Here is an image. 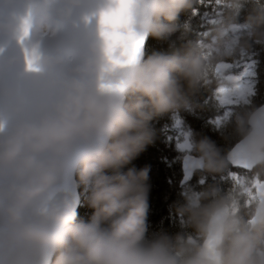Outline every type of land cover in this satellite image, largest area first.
<instances>
[{
	"label": "clouds",
	"instance_id": "clouds-1",
	"mask_svg": "<svg viewBox=\"0 0 264 264\" xmlns=\"http://www.w3.org/2000/svg\"><path fill=\"white\" fill-rule=\"evenodd\" d=\"M190 5L0 0V264H264V198L245 215L210 186L181 208L199 243L148 239V171L122 170L149 139L152 117L186 104L185 90L207 79L213 57L130 55ZM250 24L264 25V9ZM236 131L241 157L264 166V113L237 116ZM195 148L209 172L229 162L207 138ZM81 185L88 221L77 219L72 189Z\"/></svg>",
	"mask_w": 264,
	"mask_h": 264
},
{
	"label": "trees",
	"instance_id": "trees-1",
	"mask_svg": "<svg viewBox=\"0 0 264 264\" xmlns=\"http://www.w3.org/2000/svg\"><path fill=\"white\" fill-rule=\"evenodd\" d=\"M209 5L213 0H205ZM224 5L231 19L222 22L225 27H240L242 33L239 47L247 48L252 56L255 67L254 87L244 100L237 104L227 105L219 96V78L213 57L209 63L206 81L198 90L186 91V104L154 115L148 122L149 139L137 155L122 169L135 167L137 171L147 169V215L146 225L148 239L160 235L176 237L182 235L185 243H199L200 233L193 226L188 215L181 211L190 197H198L210 186L220 189L222 195L231 196L240 207L242 214L247 215L256 198L253 183L255 179L264 182V166L256 167L252 172L233 168L228 162L219 172H209L205 169L194 175L191 181L182 186L184 177L182 156L184 148L181 143L184 137L179 133L178 125L190 133L194 152L200 156L195 144L205 138L213 141L220 150L221 156L227 159L229 150L240 141L236 131V117L251 114L264 105V25L255 30L250 20L257 10L264 9V0H244L242 6H235L233 0H227ZM198 0H191L190 7L180 12L178 18L171 22L172 30L163 36L150 35L146 44L145 59L155 53L164 54H202V46L211 41L215 34L201 11ZM243 37V38H241ZM241 39V40H240ZM227 59V58H222ZM218 93V94H217ZM222 123L221 125H217ZM81 202L78 207V220L88 221L93 209L88 204L89 189L84 185L79 187ZM208 203V201H204ZM190 250V247H189Z\"/></svg>",
	"mask_w": 264,
	"mask_h": 264
},
{
	"label": "rangeland",
	"instance_id": "rangeland-1",
	"mask_svg": "<svg viewBox=\"0 0 264 264\" xmlns=\"http://www.w3.org/2000/svg\"><path fill=\"white\" fill-rule=\"evenodd\" d=\"M224 5H228L227 0H213L212 2L213 8L211 10V13L207 15V19L209 23L213 25L212 31L215 34L211 37V41L206 44V48L202 46V50L204 53H206L208 50V55L210 57L218 58V61L215 63L217 72L214 73V77L216 79L218 77L219 81L221 82L218 88L219 96L225 104L232 105L242 102L247 94L253 91L256 73L252 56L248 52L247 48L242 49L241 46L239 47V38L242 33V28L225 27L222 25V21H220L219 14L221 13V9L224 7ZM218 31L223 32L222 37L218 36ZM149 36L150 35L146 37L147 39L145 38L146 42L148 41ZM218 40L222 41V43L218 44ZM219 51L230 52L231 54L218 55ZM145 52L146 45L144 47V54ZM221 124L222 123H219L217 125L219 126ZM177 127L179 129V133L184 137V140L181 143L183 147L184 142H191L190 133L184 128H181L180 125H178ZM189 151L196 154L192 146L188 151H185L184 154ZM263 183L264 182H260L255 179L253 183L255 195L256 189ZM255 198L257 200V195L255 196Z\"/></svg>",
	"mask_w": 264,
	"mask_h": 264
},
{
	"label": "water",
	"instance_id": "water-1",
	"mask_svg": "<svg viewBox=\"0 0 264 264\" xmlns=\"http://www.w3.org/2000/svg\"><path fill=\"white\" fill-rule=\"evenodd\" d=\"M148 35L140 38L138 40V42H134L133 46H132V50L130 55L135 56V55H142L144 54V47L146 45V37ZM146 38V39H145ZM144 57V56H143ZM253 112H261L264 113V105L258 107L255 111ZM252 112V113H253ZM240 141H238L228 152L227 154V160L229 161L230 165L235 168V169H241L245 172H252L257 166H252L250 165L243 157H241L240 153H239V149H240ZM183 146L185 147L186 151L189 150V148L193 145L191 142H184ZM203 163L200 159L199 155H196L192 152H187L186 154H184L182 156V170L184 173V177L182 180V185H186L187 183H189V181L191 180V178L194 176V174L198 171L203 170ZM71 183V182H70ZM74 194L77 195L78 200H79V205L81 202V197H80V191L79 189H72ZM257 197L258 198H264V183L262 185H260L257 189Z\"/></svg>",
	"mask_w": 264,
	"mask_h": 264
},
{
	"label": "bare ground",
	"instance_id": "bare-ground-1",
	"mask_svg": "<svg viewBox=\"0 0 264 264\" xmlns=\"http://www.w3.org/2000/svg\"><path fill=\"white\" fill-rule=\"evenodd\" d=\"M199 4L202 5L201 11L203 13V15H209L211 13V10L213 8L212 4L209 5L205 0H198ZM219 18L220 21L222 22H228L231 17L229 14H227V11L225 8L221 9V13L219 14ZM147 44V42H146ZM144 58H145V54H143ZM81 195V194H80Z\"/></svg>",
	"mask_w": 264,
	"mask_h": 264
}]
</instances>
